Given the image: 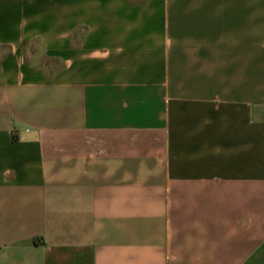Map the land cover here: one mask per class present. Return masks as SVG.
I'll return each mask as SVG.
<instances>
[{"label": "crops", "instance_id": "0c3cea01", "mask_svg": "<svg viewBox=\"0 0 264 264\" xmlns=\"http://www.w3.org/2000/svg\"><path fill=\"white\" fill-rule=\"evenodd\" d=\"M0 264H264V0H0Z\"/></svg>", "mask_w": 264, "mask_h": 264}]
</instances>
